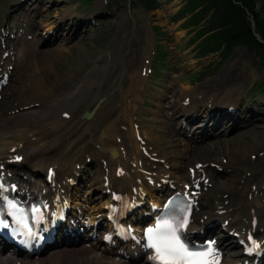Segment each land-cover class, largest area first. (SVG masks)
Instances as JSON below:
<instances>
[{
    "label": "bare ground",
    "instance_id": "bare-ground-1",
    "mask_svg": "<svg viewBox=\"0 0 264 264\" xmlns=\"http://www.w3.org/2000/svg\"><path fill=\"white\" fill-rule=\"evenodd\" d=\"M49 1H13L10 16L14 13L20 16L5 26L0 16V178L14 182L18 186L17 194L39 198L50 208V216H54L58 206L67 205V220L57 228L47 255L42 252L18 257L0 250V264H152L146 244L138 235V224L129 231V224L122 219L129 233L128 241L116 238L110 243L104 239L116 231L112 223L105 228L107 214L110 207L119 202V197L126 201L124 204H141L129 216L139 219L145 216L143 212L151 209L146 208L150 200L143 203L145 195L154 196L152 203L157 205L168 191H181L192 199L187 235L191 239L204 237L211 241L214 245L212 264H246V260L249 264H264V254L247 257L244 251L253 248L254 240L264 248V170L254 171L249 167L252 175L244 182L234 181L227 186L222 180L216 192L202 193V188L214 180L209 166L214 164L224 167V171H242L258 150L259 145L249 151L248 144L239 154L230 150L232 143L252 133L249 126L264 114L260 112L262 105L257 106L255 100L248 102V90L243 94L245 81L240 79L242 76L231 80L230 69L196 90L173 93V102L157 104L159 110L151 120L159 123L158 126L149 125L139 116L138 99L144 91L140 81L147 79L143 67L150 54V35H144L140 41L138 50L143 62L140 66H129L124 55L115 60L114 53L110 54L106 65L101 64L102 58L95 61L90 57L94 70H87L111 73L108 91L104 92V80L95 85L92 80H76L70 75L60 77L54 66L43 67V59L37 54L31 59L28 55L42 41L44 36L40 35V28L48 20L53 32L45 41L67 37L81 40L84 32L91 33L96 29L97 17L107 12H103L105 0L80 17L73 4L62 14L58 12L54 19L45 17L43 12ZM126 25L125 41L129 48L134 41L130 42L134 31L129 21ZM65 31L68 36L63 35ZM53 51L63 53L66 49L58 47ZM120 62L124 66L114 70ZM5 88L12 96L9 99L1 94ZM86 92H92V96L85 102ZM158 97L164 101L168 94L162 92ZM86 111L89 114L82 118ZM180 114L185 117L184 122L177 120ZM190 124L197 127L192 129ZM229 133L232 135L222 141L204 145L214 136ZM253 135L260 140L258 134ZM188 139L204 142L191 145ZM182 144L184 148L180 149L178 146ZM216 144L226 147L218 151ZM259 144L264 146V142ZM113 150L118 151L116 156L112 155ZM182 157L191 160L185 173L177 170L184 168L178 160ZM90 161L97 168V175L82 180L77 165H84V172L86 162ZM32 164L39 170L45 169V179L40 172L32 170L29 176L20 173V170H29ZM51 170L53 180L50 182ZM74 181L89 185L92 191L103 193L110 189L102 204L105 211L101 209L89 219L94 223L92 227L83 225L80 220L81 214L76 208L82 198L80 191H84L76 187L72 190ZM99 197L95 195L96 199ZM210 197H214L216 203L209 211L201 210L194 216L199 205L205 204L204 198ZM100 226L104 229L98 230ZM100 232L102 237L98 236ZM117 241L122 249L115 246ZM233 247L238 251L231 252ZM113 254L119 258L115 259Z\"/></svg>",
    "mask_w": 264,
    "mask_h": 264
},
{
    "label": "rangeland",
    "instance_id": "rangeland-1",
    "mask_svg": "<svg viewBox=\"0 0 264 264\" xmlns=\"http://www.w3.org/2000/svg\"><path fill=\"white\" fill-rule=\"evenodd\" d=\"M15 0H0V16H3V26L5 24H11L12 21H15L19 18L20 13H14L13 16H10L11 12V3ZM100 1L103 0H55V3H52V0L45 4L44 14L45 17L49 19H54L59 13H63L71 7V5H76L78 10V17L82 14L93 11V9L98 6ZM160 1V6L156 9H148L145 7L144 3L141 0H105L104 6V15L102 17H97V26L94 28L91 33L83 35L78 38L61 39L59 41L49 42L44 40L48 37L49 34L53 32L52 23L50 20L46 22L44 26L40 28V35H43L42 41L39 43L37 49L28 55V58L31 59L34 55H38L43 59V67L51 68L54 66L56 68L57 76L65 77L70 75L76 80H86L94 81L95 85L99 84L98 82L104 80V92L108 91L109 82H110V71H91L94 70L93 66H90V57H93L96 60L103 59L101 61L102 65H106L108 58H111V55H115L118 60L119 57L125 56L128 60V65L133 64H143L140 59V51L138 50L140 46V41L144 35H150V45H149V55L146 60V63L143 67L144 73L147 75L146 80L140 81V85H144L140 92V98L138 99V106L140 108V118L145 119L144 121L149 123V125H157L159 123L152 121L155 112L159 110L157 104H168L171 100L174 101L173 93L180 91H190L196 90L200 85L206 81H211L214 78H219L230 69L232 71L230 79L235 81L237 76H242L240 79L245 81V91L248 90V102L255 100L258 106L262 105L261 113L264 112V69L261 66L260 56L255 51H250L246 47H239L236 51L223 61L221 65H218L219 61L217 59L218 54H211L206 57L198 56L199 50L197 49V43H191L190 39L194 36L195 32H191L192 29H188L185 26V19H180L176 15L178 10L182 7V0H158ZM255 5L257 11L261 13L264 17V0H255ZM97 12V10H95ZM39 18V17H38ZM130 22L131 27H133V33L130 35L131 40L133 39V44L131 49L129 43V48L125 41L126 33V22ZM143 21L144 23H142ZM254 24V21H252ZM144 26L143 28L141 27ZM3 30L6 27L2 28ZM136 30V31H135ZM68 36L67 32L63 34ZM38 36V34H37ZM139 39V40H136ZM65 48L66 52L59 53L55 52V48ZM71 51V52H70ZM140 60V62H139ZM50 64V65H49ZM45 65V66H44ZM124 66L121 62L118 63L113 69H120ZM91 68V70H87ZM253 72L256 73V76H252ZM244 76V77H243ZM113 78V76H111ZM241 82V81H240ZM190 85V86H189ZM189 87V88H188ZM196 88V89H195ZM8 88H5L1 94H4L7 99L11 98V94H8ZM243 91V90H242ZM162 92L168 94V98L164 101H161L158 96ZM92 96V92H86L84 94V100L89 101ZM105 97L101 98L103 100ZM14 100V99H12ZM1 107V106H0ZM93 109V107H92ZM138 116V117H139ZM84 118V115H82ZM178 121H185V117L180 114L178 116ZM203 123V122H196ZM192 129L196 127L193 124H190ZM150 128V126H149ZM252 133L246 134L244 140L232 143L230 146L233 152L239 154V151L243 149L245 144L249 145L248 150L253 151L257 145H259L256 153L253 154V159L249 162V165L243 168L242 171H234L232 169L224 171V167L209 166L208 171H212L214 174V180L208 182L206 186L202 188V193L216 192L218 187L221 185L223 180L227 186H231L232 182H244L245 179L252 175V172L249 169L252 167L255 170H264V146H260L259 143L264 142V114L261 119H257L256 122L249 126ZM253 134L259 135V141L256 140V136ZM232 133H229L225 136H214L204 144L216 143L219 140L230 137ZM191 138V137H190ZM198 139V138H196ZM221 140V141H222ZM189 141V139L187 140ZM191 145L200 144L204 141H189ZM164 145V144H162ZM217 150H224L225 145L216 144ZM184 148V145L178 146ZM257 149V148H256ZM193 157H191L192 159ZM89 159V157H87ZM183 165L184 168L177 170L181 172H187L191 164V160L188 158L182 157L178 159ZM86 162V169L82 172L84 165H77L79 169L78 174L80 179L88 178L89 175L96 176L97 168L91 163ZM81 167V168H80ZM250 167V168H249ZM169 168V167H167ZM32 171L40 172L42 177L46 178L45 169L39 170V167H35L33 164L29 166V170H20V173H24L26 176H29ZM81 170V171H80ZM227 181V183H226ZM72 186L83 189L84 192L80 191L82 198L79 200L80 203L78 211L81 214V221L83 225L92 227V223L89 219L91 216L95 215L99 210L102 209V204L105 200V197L110 194V189H107V192L101 193V191H92L90 186H85L84 183H75ZM90 183V181H89ZM77 189H75L76 191ZM89 190V191H88ZM87 195L88 198H87ZM95 195L100 196L99 199L95 198ZM94 196V197H93ZM144 196V195H143ZM146 207H153L151 197L145 195ZM204 203L199 205V209L193 213L194 216H197L201 210H210V206H213L216 202L214 197L204 198ZM103 219H105L103 217ZM191 223V221H190ZM103 227L100 226L98 230H101ZM99 237H102L103 234L98 233ZM122 247L119 246V249ZM237 247H233L232 251H238ZM239 251L240 248H239ZM49 251H46L44 255H47ZM116 254H113L115 256ZM229 252L227 253V257ZM234 257V256H233ZM118 259L119 257H114ZM224 259V258H223Z\"/></svg>",
    "mask_w": 264,
    "mask_h": 264
},
{
    "label": "trees",
    "instance_id": "trees-1",
    "mask_svg": "<svg viewBox=\"0 0 264 264\" xmlns=\"http://www.w3.org/2000/svg\"><path fill=\"white\" fill-rule=\"evenodd\" d=\"M141 1L148 9H156L161 4L158 0ZM184 2L176 15L186 18V28L196 31L190 42L197 43L198 56L218 54V65H221L243 46L257 52L264 69V17L257 11L255 0Z\"/></svg>",
    "mask_w": 264,
    "mask_h": 264
},
{
    "label": "snow or ice",
    "instance_id": "snow-or-ice-1",
    "mask_svg": "<svg viewBox=\"0 0 264 264\" xmlns=\"http://www.w3.org/2000/svg\"><path fill=\"white\" fill-rule=\"evenodd\" d=\"M36 211L39 212V208H37ZM25 227H28V225L25 224ZM149 231L152 232L151 229ZM176 233V228L166 222L159 225L152 236V246L160 253V259L164 261V264H170L171 261L178 262L185 256H191V253L187 251Z\"/></svg>",
    "mask_w": 264,
    "mask_h": 264
},
{
    "label": "water",
    "instance_id": "water-1",
    "mask_svg": "<svg viewBox=\"0 0 264 264\" xmlns=\"http://www.w3.org/2000/svg\"><path fill=\"white\" fill-rule=\"evenodd\" d=\"M93 111H94V109H93ZM93 111H92V112H93ZM87 114H89L88 111H86L85 116H86ZM113 155H114V156L117 155V152L114 151V152H113Z\"/></svg>",
    "mask_w": 264,
    "mask_h": 264
}]
</instances>
